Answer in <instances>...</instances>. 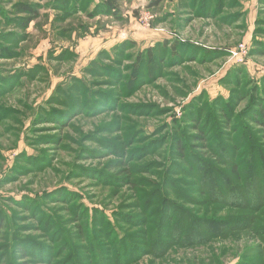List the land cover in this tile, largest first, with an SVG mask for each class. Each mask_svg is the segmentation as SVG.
<instances>
[{
	"label": "rangeland",
	"instance_id": "1",
	"mask_svg": "<svg viewBox=\"0 0 264 264\" xmlns=\"http://www.w3.org/2000/svg\"><path fill=\"white\" fill-rule=\"evenodd\" d=\"M21 1L27 0H0V35L19 32L6 26L2 13L11 17ZM55 1L42 2L41 17L27 29L25 40L12 47L11 56L3 54L0 40V72L32 73L22 81L13 78L0 98V264H47L40 257L49 248L56 250L50 264H66L75 255L81 257V264H110L113 245L115 251L119 240L130 235L135 242L147 232L149 223L156 222L154 215L161 201L150 198L154 188L144 186H157L162 177L180 180L176 191L187 193L172 194V201L185 202L202 218L213 217L218 208L191 192V186L198 189L200 183L169 174V166L182 164L173 155L171 138L176 131L194 153L208 154L202 149V140L194 136L198 135L193 121L197 110L204 106L209 111L208 101L222 98L226 102L232 93V100L238 98L233 121L238 123L254 94H261L256 89L264 87L261 0H223L214 16L208 14L216 11V2L209 13H204L198 8L200 3L192 0H160L154 8L150 6L156 0H124L123 22L106 16L89 19L82 13L64 23L59 22L54 9L45 6ZM124 42L134 46L124 55L120 52V65L113 60L102 62L103 68L116 74L99 66L96 72L84 73L101 52ZM166 42L189 43L198 52L183 55L181 63L168 61L162 76L147 82L149 73L137 70V60L144 50ZM241 45H245V55L240 54ZM62 55L67 59L58 61ZM113 55L112 59L116 57ZM236 68L245 76H229ZM74 77L88 80L89 88L98 95L92 96L93 106L71 113L59 103L64 99L63 91L55 94L58 97L53 102L50 98L62 83ZM262 91L264 97V88ZM243 121L260 131L248 120ZM221 132L230 135L226 129L221 128ZM73 212L88 213L80 229L73 224ZM228 213L236 214L233 208L218 212ZM51 216L59 222L52 221ZM257 217L261 232L264 210ZM104 218L110 224L105 227L108 242L100 240L97 233L102 227L96 224ZM51 223L58 224L54 233ZM83 229L86 243L80 240ZM62 231L68 232L70 242ZM260 237L233 235L205 246L178 245L166 249L164 257L153 254L159 250L145 249L129 264H237L242 255L249 258L259 247L264 249V237ZM21 240L26 247L38 241L43 250L32 244L29 250L33 252L22 262L16 255ZM69 245L74 251H68ZM89 245L92 252L87 250Z\"/></svg>",
	"mask_w": 264,
	"mask_h": 264
},
{
	"label": "trees",
	"instance_id": "2",
	"mask_svg": "<svg viewBox=\"0 0 264 264\" xmlns=\"http://www.w3.org/2000/svg\"><path fill=\"white\" fill-rule=\"evenodd\" d=\"M43 1L44 0H27L18 2L14 6L11 17L2 13L4 18H6V26L19 30V32L14 31L11 34L5 33L0 35L3 54L7 52L8 55H5L11 56L10 51L12 47L15 46V48H17L19 43L25 40V32L27 29L35 20L41 17V9L44 8V5H42ZM159 1L160 0H156L150 7H158L160 4ZM222 1L223 0H192L196 5L200 3L198 8L204 13L208 12L209 8L211 10L213 2L218 3L216 11L214 13L211 11L210 13L208 12V16H214L220 11L219 7L222 6V4H220ZM261 2L264 3V0H261ZM123 4L124 0H56L55 2H49L45 6L56 11L57 18L61 23L73 19L82 13L89 19H94L97 16H106L114 22H123ZM207 7L208 9L204 10ZM20 32L23 33V36L20 35ZM63 36H65V34ZM171 43L172 42H166L164 44L157 43L140 54V58L136 63V68L139 71H144L145 75L147 72L149 73L147 75L149 76L147 82L152 83L160 78L162 76L163 67L168 61H171L172 64L181 63L183 61V55L194 56L193 53L198 52V49L193 48L189 43L179 42L175 45H171ZM131 45L134 46L131 43L124 42L118 45L119 47L116 46L110 51L104 50L99 54L96 60L88 65L84 73L89 74L91 71L96 72V66L106 69L103 68L102 62L104 61L113 60L114 63L117 62V64L120 65L121 63L118 60L120 52H123L124 55V52L127 51ZM112 55L116 57L112 59ZM62 56L57 57V60L62 61L67 59V56ZM106 70L111 74H116L112 70ZM2 73L3 72H0V98L5 93V90L10 87L13 78L18 82V80L22 81L26 76H32L31 72H23L22 70L17 71V73L14 72L13 74H11V71H6V73H3L4 75ZM243 74L245 76L244 72L236 68L229 76L240 78ZM89 85L90 82L88 80L74 77L70 79L69 82L62 83L58 89H56L50 98L51 102L58 97L55 94H59L63 91L61 92V96L64 97V99H59V103L63 102V105L68 108L71 113L79 110V108L83 106H85V108L93 106V100L95 98H92V96L98 94L94 93L91 88H89ZM263 88L256 89V92L261 91V94L256 96L254 94L251 104L242 114L244 117H241V119L237 121L238 123H233L236 118V108L239 103L238 105L234 103L238 98L232 100V93L230 94V99L226 102H223L224 99L222 98H217L212 102L208 101L206 105H210L211 109L209 111L207 110L208 108H204V106L197 110L198 116H196L193 121L195 122L196 120L194 130L198 131V135L196 134L194 136H196L198 141H200V139L202 140L204 145L202 149L208 154H204L201 151L194 153L185 139L178 136L176 131L171 138L172 150H175L173 155L176 156L182 164L174 165L175 168H172L173 164L169 166V174H177L175 176H183L185 179L189 177L193 179L195 183H200L201 187L198 189L192 185L191 192H193V194L198 193L205 198L207 203L216 206L218 209H216L215 215L213 217L202 218L200 217V213L197 214L195 209H190L186 206L185 202L181 201L179 204L176 201H172L170 198L172 194L173 197H176L181 194L182 196H186L187 193L184 192V190H182V193L176 191V185L180 184L181 186L180 180L174 179L175 177L173 179L162 177L159 185L144 186V188H154L150 198L161 201V206L157 207L155 211L156 214L154 215L156 222L154 224L149 223L147 232H142L143 236L139 237L140 239L137 238L135 242L131 240L132 235L121 238L122 241L119 240L120 237H117V240L121 243L118 244V248L115 251L113 245L109 260L110 264H129L137 258H140V254L143 253L145 249H148V251L151 249L159 250L156 253L154 251L153 254L155 256L164 257L166 249L178 245L187 248H191L192 246H205L215 239L226 240L233 235L250 234L256 239L261 238L260 236H262V238L264 237V226L260 232L258 229L262 225L257 217L258 214L264 210V143H262L260 139L263 135L262 133H264ZM64 89L66 90L64 91ZM83 99L86 100L82 103ZM190 105L192 109L195 110L194 105L192 103ZM206 114L207 116L205 119L207 120L203 122ZM219 116L221 117L219 118ZM50 117H53V119L56 118L55 116ZM243 120H248L252 125L259 128L260 131H255ZM221 128L229 131L226 133H230V135L221 132ZM189 136L190 135H187L186 137ZM199 147L200 145L195 148ZM181 172L182 174H180ZM121 180L123 181L125 178H121ZM129 182V184H133L135 187L138 186L136 182ZM151 204L152 203H150V205ZM153 206L155 205L152 204L151 207ZM231 208L235 210V216H232L230 213L226 215L218 214L219 211L225 209L230 210ZM85 213L88 214L87 212ZM39 214L41 215V212ZM86 214L83 216L82 214L79 215V213H72L74 220L73 224H75L77 229H80L78 226L83 222ZM41 216H46V213H42ZM51 218L55 223L59 222V218L56 219L52 216ZM130 220L137 221L138 219L131 217ZM60 221H62V219H60ZM55 225L58 224L51 223L49 225L53 228V233L58 229ZM96 225L102 227L97 231V233L100 234L99 239L108 242L106 233L109 231L105 229V227L110 226L108 220L104 218V220L99 221ZM46 227L47 226H45V229ZM85 230L86 229H83V232L81 230L80 240L86 243L87 233ZM148 230L150 231L148 232ZM150 233H152V235H150ZM62 235L66 237L67 242H70L68 232L62 231ZM25 243L24 240H21V242L16 245V255L22 262H26L25 260L29 257V253L33 252V249L29 250L32 244H37L36 249L43 250L41 248L42 245L38 241L37 243L34 241L31 242L32 244L28 243L27 247ZM97 246L98 248H102V246L98 244ZM98 248H96L97 251H99ZM71 249L74 251V248L69 245L68 251ZM87 250L89 252L93 251L90 245L87 247ZM263 251L264 249L261 250L259 247L256 253L249 256V258L242 255L237 264H258L247 261H250V259L261 261L264 258ZM65 252H67L66 249ZM53 253H56V250H52V248L48 249V253L43 251L44 257H40V260L50 264V261L54 259H52ZM80 260L81 257L79 259V257L75 255L70 261L66 262V264H81ZM54 264H56V262H54ZM93 264H95L94 261ZM262 264H264V261Z\"/></svg>",
	"mask_w": 264,
	"mask_h": 264
},
{
	"label": "built area",
	"instance_id": "3",
	"mask_svg": "<svg viewBox=\"0 0 264 264\" xmlns=\"http://www.w3.org/2000/svg\"><path fill=\"white\" fill-rule=\"evenodd\" d=\"M240 48H241V50H242V51L240 52V54L245 55V54H244V53H246L245 45H241Z\"/></svg>",
	"mask_w": 264,
	"mask_h": 264
}]
</instances>
